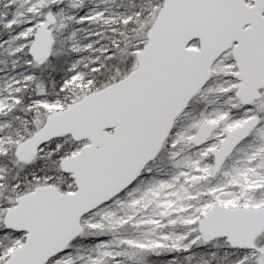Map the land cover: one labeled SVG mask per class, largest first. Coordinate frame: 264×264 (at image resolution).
<instances>
[{"label": "snow or ice", "instance_id": "snow-or-ice-1", "mask_svg": "<svg viewBox=\"0 0 264 264\" xmlns=\"http://www.w3.org/2000/svg\"><path fill=\"white\" fill-rule=\"evenodd\" d=\"M0 264H264V0H0Z\"/></svg>", "mask_w": 264, "mask_h": 264}]
</instances>
